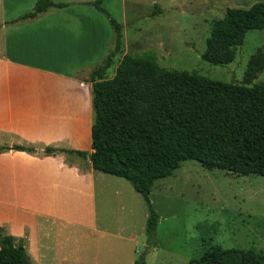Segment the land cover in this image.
Returning a JSON list of instances; mask_svg holds the SVG:
<instances>
[{
  "label": "crops",
  "instance_id": "crops-1",
  "mask_svg": "<svg viewBox=\"0 0 264 264\" xmlns=\"http://www.w3.org/2000/svg\"><path fill=\"white\" fill-rule=\"evenodd\" d=\"M36 1L0 0V145L7 147L0 152V225L26 239L34 264H131L146 244L142 199L128 181L75 154L10 149L40 143L91 152L84 75L114 36L103 13L81 4L93 0H52L68 5L15 21ZM171 176L150 192L158 221L144 264L191 259L177 239L186 198L168 190Z\"/></svg>",
  "mask_w": 264,
  "mask_h": 264
},
{
  "label": "trees",
  "instance_id": "trees-1",
  "mask_svg": "<svg viewBox=\"0 0 264 264\" xmlns=\"http://www.w3.org/2000/svg\"><path fill=\"white\" fill-rule=\"evenodd\" d=\"M103 13L113 30L114 44L100 64L92 68L91 152L25 143L10 149L46 155L75 154L103 172L128 181L143 201L144 233L151 246L157 212L150 192L155 181L173 174L185 160L204 168L264 176V83L251 86L223 82L201 75L163 69L152 80L146 117L133 122L137 94L134 81L152 78L155 55H123L115 77L106 70L122 44V25L109 15L102 0L82 2ZM68 3L37 0L17 20L34 18L51 7ZM157 8L153 14L160 13ZM264 29V2L247 8H227L213 21L201 58L212 65L232 61L234 51L251 30ZM7 149L0 145V152ZM26 239L7 233L0 225V264H34ZM261 264L254 249L212 246L188 264ZM131 264H144L143 257Z\"/></svg>",
  "mask_w": 264,
  "mask_h": 264
},
{
  "label": "rangeland",
  "instance_id": "rangeland-1",
  "mask_svg": "<svg viewBox=\"0 0 264 264\" xmlns=\"http://www.w3.org/2000/svg\"><path fill=\"white\" fill-rule=\"evenodd\" d=\"M256 2L264 0H102L109 15L122 25L121 49L106 70L105 79L115 77L125 54L155 55L152 78L134 81L136 110L129 118L136 122L147 116L151 82L163 69L246 86L264 83V29L249 31L228 64L212 65L201 58L213 21L222 18L227 8H247ZM157 8L161 12L153 14ZM89 75L84 77L89 79ZM168 181L173 183L168 190L174 196L186 198L185 211L177 210L183 224L177 239L186 244L191 259L217 245L224 249L252 248L264 264V176L207 169L196 160H185ZM152 246L154 239L151 246L140 245L134 260L143 256L147 261V247ZM151 261L165 264L158 258L150 259L149 264H154Z\"/></svg>",
  "mask_w": 264,
  "mask_h": 264
},
{
  "label": "water",
  "instance_id": "water-1",
  "mask_svg": "<svg viewBox=\"0 0 264 264\" xmlns=\"http://www.w3.org/2000/svg\"><path fill=\"white\" fill-rule=\"evenodd\" d=\"M147 250H148V247H147ZM211 264H222V263H220V262H212Z\"/></svg>",
  "mask_w": 264,
  "mask_h": 264
}]
</instances>
